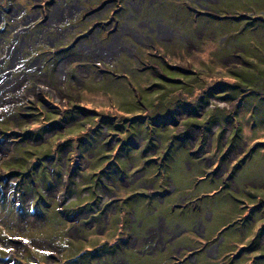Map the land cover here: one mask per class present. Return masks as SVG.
<instances>
[{
  "label": "rangeland",
  "instance_id": "1",
  "mask_svg": "<svg viewBox=\"0 0 264 264\" xmlns=\"http://www.w3.org/2000/svg\"><path fill=\"white\" fill-rule=\"evenodd\" d=\"M45 1L54 0L0 2V25L9 23L11 27L5 38L0 33V60L6 59L7 63L0 65V76L6 74L0 78V237L4 240L13 238L7 246L0 241V264H90L95 253L103 255L117 249L118 246L113 248V244L97 248L98 244L113 242L112 237L92 235L85 221L72 225L66 220L74 215L68 201L87 196L89 192L93 194L91 200L101 203L108 200L109 215L117 210L116 201L109 196L110 191L97 193L98 185L92 178L103 181L105 175L107 180V176L117 175L120 169H127L128 173L142 169L153 173L156 170L163 181L171 180L174 190L169 191L165 203L156 205L172 219L187 216L192 222L206 224L211 218V226L216 229L217 236L222 237L220 241L224 238V244L229 246L228 250L221 248L218 264H229L231 259L234 264H247L250 259L253 264H264V190L234 188L232 182L235 180L226 182L227 175L222 174L225 164L236 149L241 148L237 156L250 158L246 162L247 170H242L239 180L244 181L249 175L253 183L264 180V0L253 4L252 13L248 15L240 16L237 10L242 8L236 10V6L226 4L218 8L222 10L217 16L219 19L209 21L208 17H198L195 31L191 32V26L185 27V37L191 35L193 40L197 35L198 45H202L201 51L193 53V46L188 43L191 47L189 55H185V69L193 70L201 78H186L181 74L175 78L163 73V78L154 76L153 79L155 85L166 89L170 87L164 85V78L185 81L184 92L178 89L147 92L140 84L145 79L136 75V70L119 66L115 73L110 62L117 58L93 57L88 51L94 40L105 41L112 36L109 32L114 29V20H110L116 16L114 3L95 0L97 3L91 5L105 2L94 11V8H88L91 5H85L84 19L76 23L83 22L82 31L88 33L75 31L60 39V27L64 29L75 23L77 13L72 4L75 5L76 0L58 1L60 6H56L63 9L61 13H53V5L42 7ZM115 2L121 3L120 0ZM244 3L241 1V6H245ZM25 6L29 11H25ZM98 11H101L100 17H94ZM227 15L237 19L227 18ZM177 17L171 22L174 17L165 12L162 19L174 27L182 26L184 20L185 25H192L194 13L185 14L180 10ZM186 17L190 18L189 22ZM108 21L110 24L105 26L103 23ZM207 23L214 28H224L229 38H236L237 45L246 47L247 52L241 58L249 67L239 68L238 63L229 61L208 66L215 57V44L203 43L208 37H201L199 33ZM18 39H21L20 43ZM10 45L8 59L6 52ZM64 47H69L68 51H63ZM62 51L65 54L54 60L53 54H49ZM151 54L154 53L149 52ZM152 59H157V55ZM5 67L8 69L3 71ZM54 68L63 73L55 74ZM43 80L56 88L62 98H57L49 89H40L41 96H33ZM235 82L241 85L244 93L250 94L244 95L240 88L232 87ZM208 93L212 94L209 102L195 108L200 97ZM223 94H230V100L237 97L241 106L233 111L232 103L237 100L215 99ZM227 102L231 103L230 109H225ZM213 105L220 109L203 117L202 113L214 109ZM193 109L198 116H191ZM210 121L221 129L216 130L215 124L214 130H208ZM232 127L237 129L232 131ZM208 135H212L211 140ZM217 144L220 149L216 148ZM217 150L224 157L215 158L213 163L214 157L210 156ZM209 152L210 156L206 157ZM218 170L221 174H215ZM185 173L189 179L187 186L183 183ZM130 181L131 177L127 175L124 182H119L122 196L139 190L135 185L128 186ZM207 184L214 185L207 187ZM213 189L219 190L222 196L216 212L209 207L211 202L202 199ZM193 190L197 192L194 194ZM189 194L191 197L185 202ZM4 197L10 199L9 202ZM139 197L134 195L131 200L135 202ZM143 199L138 207L140 214L149 210ZM194 204H197V210ZM160 209H153L155 216L162 214ZM81 215L87 219V214ZM105 219L110 220L106 214ZM126 233L123 226H115V232L110 236L120 234L124 238ZM66 234L90 240L75 242ZM90 250L97 251L92 253ZM170 251L162 245L155 249L152 246L151 250L149 246H129L126 253L128 259H132L131 264H175ZM249 254L253 257L248 258Z\"/></svg>",
  "mask_w": 264,
  "mask_h": 264
},
{
  "label": "flooded vegetation",
  "instance_id": "2",
  "mask_svg": "<svg viewBox=\"0 0 264 264\" xmlns=\"http://www.w3.org/2000/svg\"><path fill=\"white\" fill-rule=\"evenodd\" d=\"M58 1L60 0H57L56 3L58 6H60ZM108 1L109 3L110 2L114 3L113 10L114 12H116V16L114 15L115 18L113 19L112 17L110 19L112 21L114 20V29L112 30V32H109L112 33V36L110 37L108 36V39L105 41L94 40L92 45L88 47V51L92 54L93 57L104 58L106 56H110L117 58L115 62H110V67L112 71L114 70L117 71L119 66H122L123 69L130 68L132 70H136L137 72L136 75L143 76L145 79L143 82H140V84H142V87L147 92H151L154 90H162V89H165L167 91L175 90V89L176 90L178 89V91L185 90L186 82L181 80H170L164 78L165 80L164 85H168L170 87L169 89L155 85V82L153 80L154 76H159L160 78H163V73H167V75H172V77L175 78H177L179 74H181L183 77L194 76V78H201L198 75V73L194 72L193 70L185 69V55L187 53L189 55L190 53L189 49L191 46L189 45L192 44L193 53L196 52V50L201 51L202 49V45H198L197 35H196V39L194 38L193 40L190 39L191 35H187L185 37V27L189 28V26H191L190 29L191 32H193V30L195 31L196 28L198 27L197 24L199 20L198 17H203V16L208 17L209 21H211V19L212 20L219 19L217 18V16H219L222 10H219L218 8H222V6L226 4L228 6H236L237 7L236 10L242 8L241 10H237L240 11L238 15L240 16H242L243 14L248 15L249 13H252L251 8H253V4H257L261 0H182V3L181 0H120L121 3L119 4L115 2L116 0H108ZM241 1L246 2L244 3L245 6H241ZM104 2H102L100 5L96 4L93 6L91 4L97 3L95 2V0L92 1L76 0V2H74L75 5L72 4L75 9L74 13L75 14L77 13L74 18L75 23L73 24L71 23L70 24L71 26L66 25L64 29H62L61 26L60 27L61 32L59 33L60 34L59 38L60 39L66 38L67 34L71 32L74 33L75 31L76 32L79 31L80 33L87 34L88 32L82 31V28H84L85 24L83 22H81L80 24L76 23L79 21V19L80 20L84 19V15L82 13L84 12L85 9H87L85 5H91L88 8L89 9L94 8L93 9L94 11L95 9H98ZM65 5L67 6L68 3H65ZM106 5H104V7ZM58 6H56L54 13L63 12V9L62 10L59 9ZM180 10H182L185 14L194 13V19L191 23L192 25H190V23L189 25H185V20H184L183 22L184 24L182 26L180 27L172 26L171 22L173 19L175 20L178 19L177 13ZM100 12L101 11L95 12L96 14L94 13V17L99 18ZM165 12H167L168 15H172L174 17L170 20L171 22H169V24L165 23L164 20L162 19V16L165 14ZM73 17L74 16H72V18ZM226 17L227 18L234 17V19H237L236 16L227 15ZM186 19L189 22L190 18L186 17ZM65 22H68V19ZM133 23L136 24L133 25ZM103 24L105 26H108L110 22L108 21ZM98 26L101 25L99 24ZM176 28H180V30ZM223 29L224 28L222 29L214 28L213 26L209 25V23L203 25V27H201L200 29L199 32L201 33L200 36L208 37L207 42L203 41V43L211 42L215 44V48L213 50L215 57L210 61V64L208 66L213 67L212 65L215 66V62L217 63L218 61L220 63L221 62L227 63V61H229L231 63L232 62L238 63L237 66L239 68H245V66L246 68L249 67V65L242 62V58H241V55H244V53L247 52L246 47L244 45H240V46L237 45L236 38L235 39H233L232 37L229 38V35H227L225 33V30ZM61 44H63V42ZM196 46L199 47L197 48ZM237 46H239L238 49ZM64 48L63 51L64 50L68 51L69 49V47H64ZM60 50H62V47H60ZM63 51L59 53L50 52L49 54H53V56L51 57L54 60L56 56L61 57L63 54H65L63 53ZM149 52L150 53L152 52L154 54L149 55ZM145 53H147V55H145ZM155 55H157V59H152V57ZM68 58L69 57L66 56V59ZM119 61L121 64L119 63ZM179 61L181 62V65L178 64ZM202 61H204V59ZM1 63L2 61L0 62V64ZM226 65H229V63ZM151 68L152 70H150ZM57 69L54 68L55 74L63 73V70L60 69L57 70ZM210 69L211 68H209V71ZM2 70L4 71L5 69L2 68ZM116 71L114 72L117 73ZM174 74H176V76ZM240 76L244 77V75H239V77ZM245 80L250 81V78L245 77ZM8 83H9V79H7V84ZM235 83L236 84H233L232 87L237 89L240 88L241 92H243L241 85L237 82ZM243 94L248 95L250 93L243 92ZM229 95L230 94L224 96L218 95L215 97V99L220 98V100L224 99V101L237 100V103L236 101L233 102L234 104L232 103L233 111H235V109L238 106H241V103L239 102L240 100L235 96L233 99L230 100ZM211 96L212 94L210 93H208V95L207 94L203 95L199 99V105L194 107L198 108L204 105L205 103H207V101L209 102V98ZM192 102H196V101L192 100ZM227 103L228 104L226 105L227 107L225 109H230V107L228 106H230L231 103L229 102ZM196 104L197 103H195V105ZM189 107L191 108L190 105ZM204 108L202 109L203 111H205ZM213 108L214 109L209 108L207 109V111L202 113L203 117L211 112H215L218 109H220V107H215L214 105ZM195 112L196 110L193 109V114L191 116L195 114L197 116L199 115L198 112L197 113ZM209 118L214 119L215 117H209ZM210 123L211 124L208 125L207 129L211 131L214 130V126L215 124L217 125V123L215 122L212 123L211 121ZM216 127H217L216 130L218 131L221 129L219 125H217ZM198 128L203 129L202 127H198ZM236 129H237L236 127H232V131H235ZM208 136L211 140L212 135H208ZM227 145L229 146L228 141H227ZM211 147H213V145H211ZM216 148L220 149V146L217 144ZM238 151H241V148L236 149L235 151L236 153H234V155L231 156V159L228 160L227 164H225L226 170L224 169L225 172L222 173L224 175H227L225 181L228 182L227 180L232 181L234 179L235 183L232 182V184H234V188L237 189H239V187H247V188L251 187L253 189L264 190V180H262L261 183H257V181L254 179V181L256 182L253 183L250 175L247 176L244 181L239 180L240 175L242 174V170L247 168L246 162L247 159H249L250 157H238L237 156ZM209 154L210 152L206 155V157H209L210 156ZM221 154L222 153L219 150L213 152L210 156V157H214V160L212 162L213 163L214 161L216 162L215 158L219 159L220 157H224ZM131 167L132 166L130 165V168ZM213 170H215V168H213ZM134 171L135 172L133 173L132 171L128 173L127 169H125L124 171L120 169L117 170V175L107 176L108 177L107 180L105 179V175H103V181H100V178L98 180H96V178H92L93 181H96L98 185L97 193L100 190L103 193H105L106 191H110L111 194L109 196L112 198V200L116 201L115 205H117L116 206L117 210H114L113 213H111L110 215H109L110 212L107 213V209H108L107 207L109 206L107 205L108 200H106L104 203H101V201L98 202V200L95 199L91 200L90 198L93 195L92 192H89L87 196H84L82 198L76 197L75 199L70 200L69 203H67V204H72V206L69 205L68 206L72 207L70 208V211L73 210L74 215L69 216V218H67L66 221H69L70 223H72V225H74V223L78 225V222L85 221L86 228L88 229V231L92 232V235L100 236V237H105V235H108L109 237H112L113 242L98 244L97 248L99 247L103 249V247L107 245L111 246L112 244H113L112 245L113 248L115 246H118L117 249H114L110 253L106 252L103 255L96 254L95 252L97 250L95 251L90 250L92 253H95L91 259L93 262H90V264H112V262L116 264H123V263L131 264L132 259L129 260L128 255L126 253V251H128L129 246H131L132 248L149 246V249L151 250L152 246H154L155 249L158 248L160 245L165 247L166 250H171L170 252H172V256H174L173 260L177 262L175 264H218V260L220 259L221 248L223 250H228L229 246L224 244V238L220 241L222 237L220 238V236H217L216 229L214 228V226H211V222H212L211 218L209 223L206 224H203L198 221L192 222V220L187 219V216H185V219L183 217L172 219L156 205L158 203L159 204L165 203L166 202L165 199L169 194V191L174 190L171 180L167 178L165 181H163L162 176L159 174L157 175L155 173L156 170H153L154 171L153 173L152 171L147 172V170L145 169L138 171L134 170ZM217 173L221 174V170L215 172V174ZM127 175H130L131 177V181L127 185L130 187H133L135 185V188L139 190H135L133 194L129 191L127 196H122V194L119 193V190L121 189L119 182L121 180L122 182H124V179L126 178ZM36 177H37L36 173H34L33 178L35 179ZM183 178L185 179L183 183H185V186H187L189 179L186 173H185V177ZM20 179L21 181L22 180L24 181V175L23 178ZM134 181L136 182L135 184H133ZM209 185H214V184H207V187ZM0 188H2L1 183H0ZM196 188L201 189V187L198 186ZM196 192H197L196 190H193L194 194ZM134 195L140 196L139 199H137L135 202L131 200L132 196ZM190 197L191 194H189V196L185 198V202L188 201ZM140 199H143V201L145 200L144 206H146L147 208L149 207V210L145 214H140L139 212L138 207L141 204ZM202 199L211 202V206L209 207L213 208L215 212H216V208L219 207L222 203L221 192L216 189H213L212 192L211 191L207 192L206 195L202 197ZM215 200L216 202H214ZM7 202H9L8 198H7ZM262 202L264 203V201ZM153 203L156 206V208H154ZM191 203H193V201H191ZM57 204L59 207V202H57ZM194 206H195V210H197V204H194ZM65 209L66 208H64L63 210ZM153 209H155L156 211L160 209L162 214L155 216L156 211H154ZM83 213L87 214L86 216L87 219H85V217L81 215ZM105 214L106 216H109L110 218L109 221L105 219ZM115 226L118 227L123 226L126 229L127 233L124 238H121L120 234H116L115 236H110V233L115 232ZM226 228L227 226H225V229ZM223 230L224 228L220 231V233ZM66 235H68L70 239L75 242L81 239L86 241L90 240L89 238L86 239L84 236H80V234L78 235L80 236L79 238L72 236V234H66ZM7 238L9 240L7 239L1 240L3 242V245L7 246L9 244L8 241L13 240V238L11 237L10 238L7 237ZM202 238L204 239L203 241L201 240ZM132 239H133V244L131 245L130 241ZM250 257L252 258L253 256L252 255L250 256L249 254L248 258ZM75 260L77 261V258ZM77 264H81V263L77 262ZM229 264H234L232 262V259ZM247 264H253L252 259L248 260Z\"/></svg>",
  "mask_w": 264,
  "mask_h": 264
},
{
  "label": "bare ground",
  "instance_id": "3",
  "mask_svg": "<svg viewBox=\"0 0 264 264\" xmlns=\"http://www.w3.org/2000/svg\"><path fill=\"white\" fill-rule=\"evenodd\" d=\"M52 22V21H51ZM42 83V84H41ZM40 83V85H42V86H39L38 88H36L35 89V92L36 91H38L36 94L35 93H33L32 95L33 96H39L41 93H40V89H45V90H50V91H52V92H54L55 94H56V96H57V98H62V96H61V94H59L58 93V90L56 89V88H54V87H52L51 85H50V83L49 82H47V80L45 81V80H43L42 82ZM41 96V95H40ZM61 100V99H60Z\"/></svg>",
  "mask_w": 264,
  "mask_h": 264
},
{
  "label": "trees",
  "instance_id": "4",
  "mask_svg": "<svg viewBox=\"0 0 264 264\" xmlns=\"http://www.w3.org/2000/svg\"><path fill=\"white\" fill-rule=\"evenodd\" d=\"M238 83V82H237ZM62 119V118H61Z\"/></svg>",
  "mask_w": 264,
  "mask_h": 264
}]
</instances>
